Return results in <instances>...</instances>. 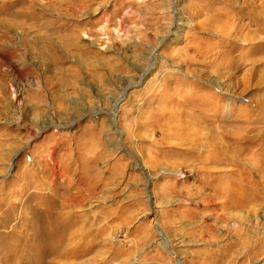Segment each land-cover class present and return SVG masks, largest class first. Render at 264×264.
Listing matches in <instances>:
<instances>
[{"label":"rangeland","instance_id":"1","mask_svg":"<svg viewBox=\"0 0 264 264\" xmlns=\"http://www.w3.org/2000/svg\"><path fill=\"white\" fill-rule=\"evenodd\" d=\"M0 264H264V0H0Z\"/></svg>","mask_w":264,"mask_h":264},{"label":"bare ground","instance_id":"2","mask_svg":"<svg viewBox=\"0 0 264 264\" xmlns=\"http://www.w3.org/2000/svg\"><path fill=\"white\" fill-rule=\"evenodd\" d=\"M114 113V110H113V112H112V114Z\"/></svg>","mask_w":264,"mask_h":264}]
</instances>
